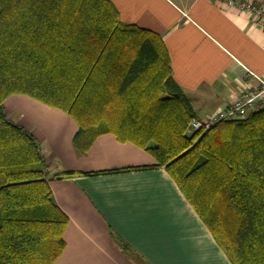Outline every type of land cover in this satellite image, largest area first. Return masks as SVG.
Here are the masks:
<instances>
[{
  "label": "trees",
  "instance_id": "16d2710c",
  "mask_svg": "<svg viewBox=\"0 0 264 264\" xmlns=\"http://www.w3.org/2000/svg\"><path fill=\"white\" fill-rule=\"evenodd\" d=\"M15 94L69 114L79 155L105 133L151 154L232 264H264V108L187 135L199 116L162 36L111 0H0V264H54L66 247L46 158L5 112Z\"/></svg>",
  "mask_w": 264,
  "mask_h": 264
},
{
  "label": "crops",
  "instance_id": "0c3cea01",
  "mask_svg": "<svg viewBox=\"0 0 264 264\" xmlns=\"http://www.w3.org/2000/svg\"><path fill=\"white\" fill-rule=\"evenodd\" d=\"M111 1L122 21L162 36L173 78L199 117L255 85L247 70L264 77V31L246 14L210 0ZM4 106L13 122L35 136L54 199L68 216L66 247L54 264H232L151 154L105 133L79 155L73 144L78 125L69 114L23 94L11 95Z\"/></svg>",
  "mask_w": 264,
  "mask_h": 264
},
{
  "label": "built area",
  "instance_id": "2783aa9c",
  "mask_svg": "<svg viewBox=\"0 0 264 264\" xmlns=\"http://www.w3.org/2000/svg\"><path fill=\"white\" fill-rule=\"evenodd\" d=\"M219 1L223 7L246 14L264 31V0H210ZM256 80L247 86L224 108H219L202 117H193L187 124L186 134L204 133L221 121L244 119L251 113L264 108V77L247 70Z\"/></svg>",
  "mask_w": 264,
  "mask_h": 264
},
{
  "label": "rangeland",
  "instance_id": "374dc122",
  "mask_svg": "<svg viewBox=\"0 0 264 264\" xmlns=\"http://www.w3.org/2000/svg\"><path fill=\"white\" fill-rule=\"evenodd\" d=\"M206 106V108L208 107V105H205ZM206 108L204 107V108H202V107H198L197 109H198V111H203V112H205L206 111ZM200 117H202V116H200Z\"/></svg>",
  "mask_w": 264,
  "mask_h": 264
}]
</instances>
